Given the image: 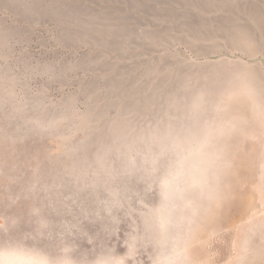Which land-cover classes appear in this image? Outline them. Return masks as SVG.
Masks as SVG:
<instances>
[{
	"label": "rangeland",
	"instance_id": "rangeland-1",
	"mask_svg": "<svg viewBox=\"0 0 264 264\" xmlns=\"http://www.w3.org/2000/svg\"><path fill=\"white\" fill-rule=\"evenodd\" d=\"M0 264H264V0H0Z\"/></svg>",
	"mask_w": 264,
	"mask_h": 264
}]
</instances>
